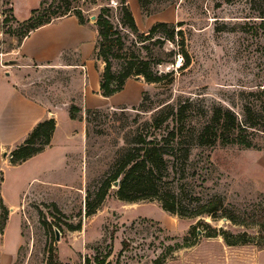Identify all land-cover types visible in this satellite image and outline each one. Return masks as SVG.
Returning a JSON list of instances; mask_svg holds the SVG:
<instances>
[{
	"label": "rangeland",
	"instance_id": "1",
	"mask_svg": "<svg viewBox=\"0 0 264 264\" xmlns=\"http://www.w3.org/2000/svg\"><path fill=\"white\" fill-rule=\"evenodd\" d=\"M118 1L43 0L39 9H47L51 16L67 12L66 7L71 9L68 13L80 10L89 23L102 6L109 5L111 19L119 27ZM39 2L18 0L17 6L24 14L23 7H37ZM128 2L132 11L138 5L141 32L158 22L181 29L188 58L182 59L177 52L180 46L169 41L162 49L136 42L133 49L138 48L142 57L152 50L151 58L169 61L153 65V71L173 74L159 82L130 77L144 83L137 104L88 109L75 129H70L68 113L61 112L51 149L20 166H1L0 193L7 203H22L6 205L9 214L0 233V264H86L87 259L92 264H264V228H258L252 213L256 206H264V132L251 134L257 148L211 147L197 140L214 106L228 108L244 121L245 105H258L255 94L264 86V0H142L141 6L138 0ZM10 3L0 0L1 78L6 72L22 71L12 62L21 26L13 20L4 22ZM133 41L137 39L130 35L127 45ZM142 45L148 49H140ZM113 69H120L119 61H113ZM28 76L26 89L40 100L56 106L73 105L79 99L81 83L72 71L43 68ZM2 90L0 86V96ZM132 93L129 84L106 105ZM175 126L185 130L177 141L163 144L173 154L167 156L161 188L181 200L187 211L221 197L224 207L253 222L239 225L205 215L180 216L164 210L156 199L125 202L118 199L114 184L102 205L87 215L86 196L94 203L101 182L137 145L138 136L160 140ZM69 129L71 142L60 149ZM65 148L67 159L62 156ZM184 149H189L187 158ZM9 156L3 154L4 159L10 160ZM41 174L49 183L40 181ZM33 176L39 177L31 181ZM223 231L236 244H228Z\"/></svg>",
	"mask_w": 264,
	"mask_h": 264
},
{
	"label": "trees",
	"instance_id": "2",
	"mask_svg": "<svg viewBox=\"0 0 264 264\" xmlns=\"http://www.w3.org/2000/svg\"><path fill=\"white\" fill-rule=\"evenodd\" d=\"M118 3L120 10L119 27L111 19L112 7L109 5L101 7L94 21L98 31L97 57L104 64L100 80V94L103 97H110L120 92L124 88L126 80L130 77L141 76L147 82H159L164 76L173 74V71L164 75L153 71V65L169 61L151 58L152 56L149 54L152 50H148V53L142 57L138 48L133 49L136 46V42H149L162 49L165 42L169 41L180 46V50L177 52L181 54L182 59L188 58L184 49V35L181 29L175 31L174 24L158 22L152 25L147 32H141L131 12L128 0H119ZM138 3L141 6L142 0H138ZM42 5L43 0L40 2V6ZM40 6L33 9L31 16L22 22L16 21L11 7L4 11L6 13L4 22L8 23L13 20L21 26L22 36L19 44L30 31L49 23L60 15L73 14L78 18L80 24L88 23V19L85 18L80 10L68 13L71 9L66 7L67 12L51 16L48 14L47 9L41 11L39 9ZM130 35H133L137 41H133L128 46L127 40ZM141 48L148 49L147 45H142ZM172 52L168 54H172ZM114 60L119 61L120 69L118 71L113 69ZM188 62L186 61L183 66H187ZM170 63H174V60L170 61ZM254 94V92L249 93V95ZM255 95L258 105L256 107L245 105L244 121H239L230 109L221 105L214 106L208 121L202 125L197 133L198 143L211 147L220 144L257 148L251 134L257 131L264 132V86ZM79 113L80 108L74 104L70 106L69 117L71 119H77ZM55 127L56 122L53 118L39 122L25 141L10 152V164L12 166L20 165L44 151L50 145ZM184 130L183 126H175L166 136H162L160 140L157 138H142L139 135L137 145L126 151L118 159L112 171L101 182L95 194L94 203L91 204L88 196H86V214H93L96 208L102 205L110 187L115 182H118L116 195L118 199L125 202L134 203L145 199H156L164 210L180 216L205 215L215 221L224 218L239 225H248L253 222L250 217L235 215L230 209L224 207L221 197L211 198L197 205L193 212L187 211L186 205H182L181 200L161 188L162 173H167L168 171L169 161L167 156L173 154L166 148L168 145L163 144L167 140L177 141V138L184 134ZM188 153L189 149H184V158H187ZM259 207L260 209H258V206L253 208L252 213L255 217V224L258 225L259 229H262L264 228V206ZM8 214L9 209L3 203L0 195V233L3 232L6 226ZM221 235L228 244H236V240H230L229 233L223 231ZM86 264H92L90 259L86 260ZM99 264H103V261H100Z\"/></svg>",
	"mask_w": 264,
	"mask_h": 264
},
{
	"label": "crops",
	"instance_id": "3",
	"mask_svg": "<svg viewBox=\"0 0 264 264\" xmlns=\"http://www.w3.org/2000/svg\"><path fill=\"white\" fill-rule=\"evenodd\" d=\"M40 2L37 7L30 5L23 7L24 14H21L17 6L18 0H11L10 6L16 21L27 20L31 16V11L40 6ZM131 12L137 23V13L139 12L137 4L134 11L131 10ZM97 39L98 31L94 21L80 24L75 15L69 14L53 19L49 23L30 31L13 49L12 52L16 57L12 59V62L17 64L22 71L13 70L10 74L6 72L5 77H0V81L2 80L0 86L3 87L0 96L2 100L0 108V168L2 165L16 167L10 164L8 158L4 159L3 154L10 153L13 148L22 144L39 122L51 118L56 122L50 145L45 148L49 150L55 144L61 112L68 113V118L72 124L70 129H75V124L81 122L79 120L88 109L113 107V105L118 104L135 105L141 100L144 83L132 79L126 80L124 88L110 97H103L100 94V80L104 65L97 57ZM43 68L58 69L65 73L72 71L76 74L77 80L81 83L77 94L79 99L74 103L80 108L77 119L69 117L71 106L69 102L55 106L48 101L40 100L26 89L29 84L28 80L31 79V76L28 75L34 74L36 69L43 70ZM25 75L26 77H24ZM82 82H84L83 85ZM129 84H132L133 88L131 95L106 105L107 102H112L113 99L118 98ZM100 103H104V106ZM70 129L66 131L65 138L60 141V149L71 142L70 138L73 135L70 133ZM62 151V156L67 159L68 150L65 148ZM37 155L39 154L28 160ZM42 174H44L43 171ZM38 177L33 176L31 181L38 179ZM42 177L40 179L42 183L48 182L46 177ZM0 195L5 205H21L22 203V200L20 204L7 203L4 196L1 193Z\"/></svg>",
	"mask_w": 264,
	"mask_h": 264
},
{
	"label": "water",
	"instance_id": "4",
	"mask_svg": "<svg viewBox=\"0 0 264 264\" xmlns=\"http://www.w3.org/2000/svg\"><path fill=\"white\" fill-rule=\"evenodd\" d=\"M96 16H92V20L95 21ZM114 185H118V182H115ZM56 236L58 238V231L56 230Z\"/></svg>",
	"mask_w": 264,
	"mask_h": 264
},
{
	"label": "built area",
	"instance_id": "5",
	"mask_svg": "<svg viewBox=\"0 0 264 264\" xmlns=\"http://www.w3.org/2000/svg\"><path fill=\"white\" fill-rule=\"evenodd\" d=\"M2 14L0 13V18H1Z\"/></svg>",
	"mask_w": 264,
	"mask_h": 264
}]
</instances>
